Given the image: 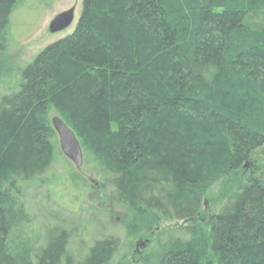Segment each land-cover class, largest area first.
Returning <instances> with one entry per match:
<instances>
[{"label":"trees","instance_id":"1","mask_svg":"<svg viewBox=\"0 0 264 264\" xmlns=\"http://www.w3.org/2000/svg\"><path fill=\"white\" fill-rule=\"evenodd\" d=\"M19 2L0 0V52ZM52 110L100 170L89 197L125 214L126 246L142 222L194 217L143 264H264V167L203 213L215 173L264 147V0H83L74 30L0 91V264H111L116 235L76 260L59 222L19 244L55 158Z\"/></svg>","mask_w":264,"mask_h":264},{"label":"rangeland","instance_id":"2","mask_svg":"<svg viewBox=\"0 0 264 264\" xmlns=\"http://www.w3.org/2000/svg\"><path fill=\"white\" fill-rule=\"evenodd\" d=\"M82 2L83 0H20L6 28L9 45L0 52L1 92L10 90L19 70L45 46L74 30L81 15ZM73 5L76 7L73 23L65 29L51 31V19ZM55 114L58 112L52 110L50 117ZM54 139L56 149L54 160L48 169L41 173L40 184L27 191L28 205L36 215V222L32 225L24 224L20 228L18 234V238L19 236L22 238L20 245L28 244L35 234H42L47 225L59 222L75 229L77 236L72 240L70 248L76 260L86 256L95 239L112 234L119 238L121 246L111 264H143L144 259L161 244V240L165 241L166 238L173 236L186 237L182 227L194 217L190 220L188 218L150 220L142 222L139 231L130 237L133 246H126L125 243L130 242L126 241L127 218L122 209L119 208L118 213L114 214L115 217L110 218L103 210V206L96 204V201L89 197V192L93 189L92 184L101 189V174L98 166L84 152L83 164L78 167L63 152L58 132ZM262 163H264V147L258 149L252 158L246 159L236 173L232 170L223 171L221 174L215 173L219 178L211 188H208L204 198L203 213L220 209L228 200L230 192L241 181H245L250 174L261 173L264 167ZM94 206L97 208L95 209ZM97 209L101 212L99 213ZM177 227H181L182 230L178 231ZM162 229L166 233L159 235ZM81 237H85L86 240L82 242ZM124 254L127 256L122 259Z\"/></svg>","mask_w":264,"mask_h":264},{"label":"water","instance_id":"3","mask_svg":"<svg viewBox=\"0 0 264 264\" xmlns=\"http://www.w3.org/2000/svg\"><path fill=\"white\" fill-rule=\"evenodd\" d=\"M75 12L76 7L73 5L56 14L50 21V30L59 31L69 27L75 19ZM52 123L59 134L63 152L80 167L84 161V150L75 131L59 114L52 116Z\"/></svg>","mask_w":264,"mask_h":264}]
</instances>
